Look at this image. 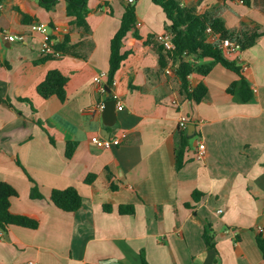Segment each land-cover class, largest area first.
<instances>
[{"label":"crops","instance_id":"0c3cea01","mask_svg":"<svg viewBox=\"0 0 264 264\" xmlns=\"http://www.w3.org/2000/svg\"><path fill=\"white\" fill-rule=\"evenodd\" d=\"M134 4L137 36L125 38L116 85L107 78L102 92L94 77L109 72L111 41ZM0 6V96L12 104L0 100V181L18 192L11 211L40 222L38 229L10 227L0 238V264H264L258 245L264 230V0L182 1L231 32L261 34L251 48L225 54L243 66L250 100L243 99L239 75L216 64L206 77L189 76L191 90L199 82L208 88L200 103L183 93L178 68L166 73L177 59L160 65L157 35L169 22L152 0H88L83 25L68 15L65 0L51 10L41 0ZM34 23L49 27L48 37L63 46L60 58L41 53L44 37L31 31ZM9 34L26 40L10 42ZM53 70L69 77L65 101L37 92ZM115 96L124 109L110 126L96 107ZM182 116L186 128L179 127ZM189 125L195 129L189 132ZM123 134L111 149L92 142ZM182 134L187 146L177 170ZM199 141L207 147L203 160L196 158ZM68 143L77 144L71 158ZM35 185L43 199L31 198ZM67 188L83 199L75 212L51 201L53 190ZM127 206L133 214H121Z\"/></svg>","mask_w":264,"mask_h":264},{"label":"trees","instance_id":"16d2710c","mask_svg":"<svg viewBox=\"0 0 264 264\" xmlns=\"http://www.w3.org/2000/svg\"><path fill=\"white\" fill-rule=\"evenodd\" d=\"M4 0H0V4ZM60 0H41V5L46 10H51L53 6ZM68 2V15L74 16L78 24L85 23L88 14V0H65ZM183 0H152V2L163 10L169 22L166 31H169L173 36V42L176 46L175 51L171 54L164 50L160 54V65L162 68L167 66L170 58H175L180 61L176 71L177 76L181 82V89L186 96L196 103L204 101L208 94V88L204 82H199L194 89L189 87V76L197 74L206 77L216 64H221L225 68L237 73L241 79L240 92L245 101L250 100L251 93L246 96L245 92L249 89L246 77L244 76L243 66L235 61L229 60L225 57L223 50L218 44L212 43L207 38L206 29L211 26L215 33L220 34L223 38H230L241 44L242 49L251 48L261 36L259 32L254 33H235L229 31L225 23L214 18L210 13L199 14L196 7H183ZM24 21H30V17L21 13ZM137 21L136 6L129 5L122 17L121 26L111 41V56L109 62L108 72V85L111 86L115 80L117 72L121 69L123 61L126 59L127 54L123 53V44L125 38L129 34L137 36V31L133 32ZM63 46H56V49L62 52ZM191 55L194 60L210 59V63H196L184 60V54ZM69 82V77L64 75L58 70L50 71L46 79L37 87L38 94L45 99L52 96H57L61 101L67 98L66 86ZM238 83H233L228 92L233 93ZM0 100L7 103L12 107L9 99ZM77 144L68 143L67 145V158H71ZM187 146V139L182 134L181 148L177 152V170H180L183 165L184 149ZM94 176L87 179L91 182ZM17 190L10 184L0 181V230L4 234H8L10 227L19 226L29 229H38L40 222L36 219L30 218L25 215L14 214L11 211V199L17 197ZM32 199H43V195L37 185L31 190ZM200 193L195 192L194 200H199ZM52 203L64 212H75L81 208L83 199L75 188H67L63 190H53L51 194ZM110 206H105V210L109 211ZM121 214H133V207H121ZM264 232V230H263ZM261 232L258 237V245L264 253V233ZM205 241L209 244L211 237L206 233L204 234ZM143 264H147L143 260Z\"/></svg>","mask_w":264,"mask_h":264},{"label":"built area","instance_id":"2783aa9c","mask_svg":"<svg viewBox=\"0 0 264 264\" xmlns=\"http://www.w3.org/2000/svg\"><path fill=\"white\" fill-rule=\"evenodd\" d=\"M134 0H130V3H133ZM1 7V6H0ZM140 25V24H139ZM31 31L34 33H38L44 37L41 47V53L45 56H52L55 58H60L62 56V52L56 49L55 43L48 37L49 27L47 25H43L40 23H34L31 25ZM207 38L210 42L218 44V46L223 50L224 54L228 56L238 55L242 52V46L239 42L234 41L230 38H223L220 34L215 33L211 26H208L206 29ZM10 42H19L23 43L26 40V36L24 34H9L5 37ZM157 41L164 48L165 51L169 53H173L176 49V46L173 42V36L169 31H164L157 35ZM187 56H191L188 54H184V58ZM175 61V59H172ZM179 61V60H178ZM180 63V61H179ZM179 63H174L172 61L171 65L167 67L166 73L171 74L175 69L178 68ZM108 78V73L101 72L94 77V82L99 85V88L102 92H104V84L103 81ZM112 85H116V81L114 80ZM114 99L117 102V110L122 111L124 109L123 104L120 101H117V97ZM176 103V101H174ZM105 109V102H101L97 105L96 110L103 112ZM189 123L187 117L182 116L179 119V127L186 128ZM125 137V134L116 137H100L94 136L92 138V142L99 148L102 149H111L113 147H117L121 144L122 138ZM207 153L206 144L203 141L198 142L197 150H196V158L198 160H203ZM221 212V211H220ZM263 232V229L261 230ZM5 234L0 230V238L4 239ZM36 264V263H29ZM112 264V263H105Z\"/></svg>","mask_w":264,"mask_h":264},{"label":"water","instance_id":"95a60500","mask_svg":"<svg viewBox=\"0 0 264 264\" xmlns=\"http://www.w3.org/2000/svg\"><path fill=\"white\" fill-rule=\"evenodd\" d=\"M116 105L117 102L115 100L106 101L105 109L103 111V120L105 124L112 126L116 123V118H117ZM194 129H195L194 125H189V132Z\"/></svg>","mask_w":264,"mask_h":264}]
</instances>
